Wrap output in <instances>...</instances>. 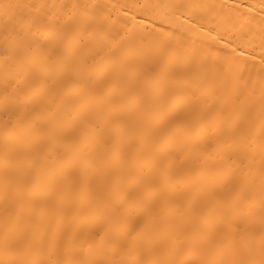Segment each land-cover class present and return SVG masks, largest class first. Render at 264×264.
Instances as JSON below:
<instances>
[{
  "label": "bare ground",
  "instance_id": "bare-ground-1",
  "mask_svg": "<svg viewBox=\"0 0 264 264\" xmlns=\"http://www.w3.org/2000/svg\"><path fill=\"white\" fill-rule=\"evenodd\" d=\"M0 264H264V0H0Z\"/></svg>",
  "mask_w": 264,
  "mask_h": 264
}]
</instances>
